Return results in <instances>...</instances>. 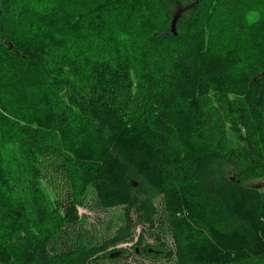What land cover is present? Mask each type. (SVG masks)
I'll return each mask as SVG.
<instances>
[{
	"label": "trees",
	"instance_id": "1",
	"mask_svg": "<svg viewBox=\"0 0 264 264\" xmlns=\"http://www.w3.org/2000/svg\"><path fill=\"white\" fill-rule=\"evenodd\" d=\"M178 1L0 0V264H264V0Z\"/></svg>",
	"mask_w": 264,
	"mask_h": 264
},
{
	"label": "rangeland",
	"instance_id": "2",
	"mask_svg": "<svg viewBox=\"0 0 264 264\" xmlns=\"http://www.w3.org/2000/svg\"><path fill=\"white\" fill-rule=\"evenodd\" d=\"M197 0H180L176 3L178 9L175 11L176 16H182L185 13H189ZM175 3V2H173ZM259 189L264 191V180L257 181L255 184ZM79 214L82 216H87V222L90 228H94V232L104 234L109 232L116 227L119 221V216L121 214L120 208H115L109 211L99 210L98 208L89 207H79ZM104 211V212H103ZM140 231V228L137 232ZM152 241V240H150ZM132 244L123 245L125 247L131 246Z\"/></svg>",
	"mask_w": 264,
	"mask_h": 264
},
{
	"label": "water",
	"instance_id": "3",
	"mask_svg": "<svg viewBox=\"0 0 264 264\" xmlns=\"http://www.w3.org/2000/svg\"><path fill=\"white\" fill-rule=\"evenodd\" d=\"M176 18H175V20L173 21V23H172V31L173 32H175L176 33V31H177V28H176Z\"/></svg>",
	"mask_w": 264,
	"mask_h": 264
}]
</instances>
